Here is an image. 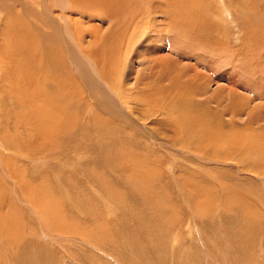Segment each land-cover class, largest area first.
I'll return each mask as SVG.
<instances>
[{
    "label": "rangeland",
    "instance_id": "obj_1",
    "mask_svg": "<svg viewBox=\"0 0 264 264\" xmlns=\"http://www.w3.org/2000/svg\"><path fill=\"white\" fill-rule=\"evenodd\" d=\"M53 1L0 0V56L20 41L10 38L14 23L23 28L17 16L37 28L33 33L56 35L54 44L33 50L38 58L49 59L50 48L64 55L56 79L50 67L28 85L27 107L18 96L9 100L0 72V264H264V174L251 170L264 138V73L256 91L244 83L248 77L230 75L233 89L219 80L236 72L237 61L264 60V44L256 47L264 0L253 7L256 28L247 25L242 0L226 9L222 0H200L201 13L216 24L215 48L192 39L186 54L164 43L160 53L153 49L161 37L150 30L162 19L150 13L142 21L146 2L75 10L74 29ZM107 51L114 89L128 103L97 74ZM160 57L164 75L160 65L154 80L147 68ZM43 81L48 89L40 94ZM243 142L254 148H229Z\"/></svg>",
    "mask_w": 264,
    "mask_h": 264
},
{
    "label": "bare ground",
    "instance_id": "obj_2",
    "mask_svg": "<svg viewBox=\"0 0 264 264\" xmlns=\"http://www.w3.org/2000/svg\"><path fill=\"white\" fill-rule=\"evenodd\" d=\"M36 1V0H35ZM62 0H54L51 4H54V7L56 6L57 8H61V11L63 14L66 15V20L68 22H70V24L72 23L71 22V17L69 15H71L75 10H82V9H88V8H91V7H95V6H105L104 8H109L107 7V5H110V4H107V5H104V2L105 1H110V3L112 2L113 4L119 2V1H122V0H69V6L67 3L65 4H61ZM195 2H192L193 4H188L187 3V0H135L133 1V6L138 8V6H142L144 5V3L146 2L147 4H150L151 7H149L148 9V12L145 13V16H142L141 19L143 21V19H147L146 17H148L149 15H151L150 13L154 14V15H159L158 17H161L162 20H155V18L153 20L154 21V25H155V29L152 28L150 30L151 34H152V37L154 36H160L161 39L156 43L155 42V47L153 48L154 50L155 49H158L159 51H157V53L159 52L160 53V48H162V44H166L165 46L167 47H171V48H176L177 52L178 53H181V54H186V50H188V44H190V41H192L193 39V42H195L197 45L199 46H202V47H205L208 49V50H213L215 48V32H216V28H214V26L216 25L212 20H209L208 19V15L205 16L204 14L201 13L202 9H199V8H202L201 4L200 3V0H194ZM228 1V2H227ZM229 1L234 4L235 2L238 3L239 0H226V2L224 0H222V3H223V8L227 7V5L229 4ZM249 1H252V3H250ZM242 0V7H244V12L245 13V18L248 20V23L247 25H249L250 23H254L252 22V19L254 18V14L253 13H256V12H253V7H256L258 6V3L259 0ZM125 2V1H124ZM191 2V1H190ZM240 2V1H239ZM111 3V5H112ZM127 3L131 4V0H129ZM57 4V5H56ZM125 4V3H124ZM128 4V6H129ZM239 4V3H238ZM118 5H120L118 3ZM121 6V5H120ZM205 6V5H204ZM101 7V8H102ZM115 7V6H114ZM117 7V6H116ZM143 7V6H142ZM231 7V6H230ZM66 8H68L66 10ZM96 8V7H95ZM112 6L109 10H112ZM205 8V7H204ZM203 8V9H204ZM232 8V7H231ZM245 8H246V12H245ZM97 9V8H96ZM117 9H120V7ZM116 9V10H117ZM134 9V8H133ZM92 10V9H91ZM102 10V9H101ZM107 10V9H105ZM108 10V11H109ZM122 10V9H121ZM140 10V8H139ZM207 10V9H206ZM241 10V9H240ZM79 11V12H80ZM115 11V10H114ZM126 10H124L125 12ZM199 11V13H198ZM225 11V10H224ZM237 11L239 12V9H237ZM102 12V11H100ZM105 12V11H104ZM104 12H102L103 14H105ZM145 12V11H143ZM229 12V11H228ZM231 12V11H230ZM43 13V12H42ZM68 13V14H67ZM71 13V14H70ZM77 13V12H76ZM74 13V14H76ZM84 13V12H83ZM110 13V12H109ZM116 13V12H115ZM129 13L128 11H126V14ZM133 13V12H131ZM207 13V12H206ZM227 13V12H226ZM73 14V15H74ZM78 14V13H77ZM82 14V12H81ZM146 14L148 16H146ZM18 15V14H17ZM62 15V14H61ZM107 15V13H106ZM110 15V14H109ZM116 15V14H114ZM125 15V13H124ZM128 15V14H127ZM134 14H129V17L130 16L134 19H137V17H134L133 16ZM136 15V13H135ZM140 15V14H139ZM228 15V14H227ZM88 16V15H87ZM102 16V15H101ZM105 16V15H104ZM111 18H112V15H110ZM117 16V15H116ZM114 16V17H116ZM119 16H121L119 14ZM126 16V15H125ZM153 16V15H152ZM86 17V16H84ZM107 17V16H106ZM104 17V18H106ZM113 17V18H114ZM225 19L223 20L224 23H226L227 25H229V23L226 22V19L227 17L224 16ZM257 16H255L256 18ZM260 17V16H258ZM61 18V17H60ZM73 18V17H72ZM91 18V17H90ZM123 18V17H122ZM139 18V17H138ZM244 18V19H245ZM19 19L20 21V24L23 23V28H18L19 26H17L15 23L12 27V33H13V37L11 36V40L13 38H17L19 37L20 38V41L18 43V45L14 46V47H9L7 48L6 50L3 51V54L2 56H0V64H4V67L1 69L0 67V72L2 73V75H4L5 77V82H7V86H5V89L7 91V94L9 95V100L12 102H14L18 96V98H20L19 100V104L22 106V107H27V105L29 104H32L33 103V99L28 95V92L26 89H28V85H32V80L33 78H36V76H39V73L42 71H45L47 69H49L50 67H52V71H53V79H56L57 77V73L58 71H60L63 67L62 65V62H63V52L58 48H50L47 50V54L48 55L49 53H51V56L48 58H44L42 55H41V58H38L39 55L33 53V50L35 48H37L38 46H42V44H47L49 42L54 44L55 42H57V37L55 34L53 35H49L46 37L44 36L41 32H37L36 31L33 33V31L37 28H34V26L32 25H29V24H26L24 23V21L21 20L20 16H17V20ZM88 19V17H87ZM102 19V18H101ZM27 20V19H26ZM43 19L42 15L40 16V22L41 24L44 23L45 25H48L49 24V21L47 22V20ZM115 20V19H114ZM125 20V19H124ZM124 20H122V22H124ZM221 20V18H220ZM231 22H230V25H234L235 23V20L234 17H232L231 19ZM237 20H238V17H237ZM28 21V20H27ZM128 21V19H127ZM131 21V20H130ZM212 21V22H211ZM245 21V20H244ZM17 23V21H16ZM125 23V22H124ZM123 23V24H124ZM19 24V23H18ZM69 24V23H68ZM75 24H77L75 22ZM122 24V23H121ZM130 24V23H128ZM65 25V24H64ZM72 27H74L75 25L71 24ZM120 25V24H119ZM258 24L257 23H254V24H251V27L252 28H256L258 27L257 26ZM44 26V25H43ZM69 26V25H68ZM79 26V25H78ZM122 26V25H121ZM153 26V25H152ZM250 26V25H249ZM125 27V26H124ZM128 27V26H127ZM246 27V26H245ZM34 28V30H32ZM214 28V29H213ZM249 28V27H248ZM251 28V30H252ZM75 29V27H74ZM67 30V29H66ZM256 30V29H255ZM123 31V30H122ZM134 31V30H133ZM228 31V30H227ZM253 31V30H252ZM259 31V30H258ZM257 31V33H258ZM149 32V34H150ZM250 32V31H249ZM122 32H120L121 34ZM253 33V36L257 37L258 39H260L259 41L257 40V43H256V47L258 49V47L260 48L261 46H263L264 44V35L262 37H260V34H257V33ZM68 34V33H67ZM75 34V33H74ZM95 34V33H94ZM224 34V33H223ZM35 35V36H34ZM69 35V34H68ZM72 35V34H71ZM250 35V34H249ZM73 36V35H72ZM119 36V34H118ZM98 37V36H97ZM162 37H165L162 38ZM207 37V38H206ZM260 37V38H259ZM96 38V37H95ZM100 38V36H99ZM115 38V37H114ZM120 38V36H119ZM79 39V38H78ZM77 38L75 39L77 41V43H80L81 41L78 40ZM98 40V39H97ZM121 40V39H120ZM124 40V39H123ZM148 40V41H147ZM178 40V41H177ZM217 40V39H216ZM256 39H254L255 41ZM170 41V42H168ZM122 42V41H121ZM107 42H104V44H106ZM173 43V44H171ZM109 44V42H108ZM33 45V47H32ZM148 45H150V42H149V39H146V43H145V46L147 47ZM158 45V46H157ZM28 46H30L31 50L28 49ZM106 47L108 46L107 44L105 45ZM232 46V45H231ZM49 48V47H48ZM42 49V48H41ZM147 53H151V50L152 47H147ZM166 49V48H165ZM251 49V48H250ZM253 49V47H252ZM101 50V49H100ZM144 50V49H143ZM253 50H256V49H253ZM252 50V51H253ZM6 51H7V54H6ZM93 51L95 52L96 55H98V51L97 50H94ZM145 51V50H144ZM142 51V55H145L143 54ZM153 51V50H152ZM112 53V52H111ZM245 53V52H244ZM243 53V55H244ZM109 52L107 51L106 54H102V57L99 59V61L97 63L98 64V73L100 78L102 80L105 81V83L113 90H115L114 88L115 87V84H116V79H115V75L113 74V70L112 71H109L110 69H112V65L111 64V61L112 60H108L107 58H109ZM152 54V53H151ZM220 54V53H219ZM4 55H8V56H16L18 57V59L16 58L15 60H9L8 57H5L4 59ZM101 55V54H100ZM153 55V54H152ZM247 55V54H246ZM94 56V55H93ZM155 56V55H154ZM241 57V56H240ZM243 57V56H242ZM241 57V58H242ZM261 57V56H260ZM257 58V57H256ZM170 59V58H169ZM253 59V58H252ZM260 58H258V60L256 61L255 59L253 61H250L249 59L246 60L244 59V61L242 62H238L237 61V66H234L233 65V71H236L235 73L233 72H230L232 71V69L228 72V73H221L220 76H219V80H222L225 78V82L228 84V86L230 87V89H233L234 87V84H233V79H232V76L230 75H234L235 77L238 76L237 78H240V77H243L242 79L245 80L247 79L246 77H248L249 79H247L244 83H251L252 86H250L249 88L250 89H254L255 91L256 90H259L260 89V86H264L263 85H260L258 86V82L261 78V76H259L258 78L256 77L257 74L259 73V70H261V74L264 73V66H262L264 63H262L264 60H259ZM262 59V58H261ZM98 60V59H97ZM243 60V59H242ZM106 61H108V63H106ZM153 61V60H152ZM164 61V62H162ZM36 62H41V64H43V67H41V70H39L38 68H35L34 67V64ZM114 62V60L112 61ZM166 60L162 59L160 57V59H156L155 61L152 62V65L151 67H148L147 69V72L148 74H152L153 77H154V80H156V69L158 68V66H162V72L164 75V71H165V67H166ZM135 63V62H134ZM242 63V64H241ZM252 63V64H251ZM110 65V66H109ZM232 65V64H231ZM241 65V66H240ZM109 68H107V67ZM38 67V65H37ZM117 68V66L115 67ZM117 71V70H116ZM168 71V70H167ZM217 73V72H216ZM165 75H166V72H165ZM167 76V75H166ZM70 77V76H69ZM151 77V76H150ZM152 77V78H153ZM165 76H162L161 77V80L162 78H164ZM171 78V77H170ZM251 78V80H250ZM48 77L45 78V81H48ZM160 79V78H159ZM165 79V78H164ZM172 79V78H171ZM257 79V80H256ZM69 80V79H68ZM170 80V79H169ZM59 81V80H58ZM67 81V80H66ZM241 81V80H240ZM4 82V83H5ZM55 82V81H54ZM156 82V81H155ZM162 82H165L162 80ZM262 82V81H261ZM58 83V82H57ZM66 83V82H65ZM69 83V82H68ZM67 84V83H66ZM159 84V83H158ZM162 84V83H160ZM68 85V84H67ZM164 85V84H163ZM172 85V84H171ZM174 85V84H173ZM59 86V85H58ZM62 86V85H61ZM65 86V85H64ZM70 86V85H68ZM38 89L36 90V92H39L40 94H44L43 92H47V89H48V84L47 82H41V85L39 86L38 85ZM64 88V87H62ZM163 88V87H162ZM81 90V89H79ZM119 90V89H118ZM28 93H27V92ZM63 91V90H62ZM35 92V93H36ZM116 94L119 96L120 100H122L123 103H128L127 102V99L123 98L122 97V94L121 92L119 93L118 91H116ZM31 94V93H30ZM32 96V95H31ZM37 96V103L39 102V104H41L42 102V95H39V98H38V95ZM51 100V99H50ZM6 101V100H3V102ZM1 102V101H0ZM16 102V101H15ZM36 102V101H35ZM50 102V101H49ZM48 102V104H49ZM47 104V105H48ZM54 104V103H52ZM55 105V104H54ZM9 106H11V104H9ZM20 106V107H21ZM34 106V105H33ZM50 106V105H49ZM13 107V105H12ZM11 107V109H13ZM41 108V106H39ZM51 108H53L52 106H50ZM45 108H46V104H45ZM22 109V108H21ZM36 110V108L34 109ZM40 110V109H39ZM22 111V110H21ZM37 111V110H36ZM25 112V111H24ZM22 113V112H21ZM34 113V112H33ZM40 113H41V110H40ZM25 113H22L21 115L19 114V118H18V122L21 123V118L22 116L24 115ZM10 114H6V116L4 115L5 119L6 120H9L10 119ZM38 117V116H36ZM40 117V116H39ZM26 119V117H24ZM23 119V118H22ZM40 119V118H39ZM185 119V118H184ZM183 119V120H184ZM188 119V118H187ZM198 120V119H197ZM190 122V121H189ZM194 129V128H193ZM56 129H53L52 131H50L49 133L51 132H54ZM7 132V131H6ZM48 133V132H47ZM7 135V134H6ZM53 135V133H52ZM192 136V135H191ZM7 136H4L3 137V141H4V146L5 149L9 148V142H6L5 138ZM51 139V137H49ZM52 141V140H51ZM263 142V145H260L258 146V153L259 154V157L256 161V159L254 160L255 162L253 163L254 166L251 167V170L255 173V171L257 170L259 172L260 175H263L264 174V138L261 140ZM239 143V142H238ZM218 145V144H217ZM229 148H232L233 151L235 150L236 152H240L241 150L243 149H247V150H251L253 147V142H243L241 145H238V144H233L231 145ZM198 149V148H197ZM218 149V146L215 148V150ZM201 151V150H200ZM232 152V151H231ZM224 158L226 156H223ZM5 161V160H4ZM5 164V163H4ZM7 165V164H6ZM7 167V166H5ZM138 167V166H137ZM136 168V166H135ZM249 171V170H248ZM258 172H256L258 174ZM149 175V174H148ZM143 179H147L146 178V175L143 177ZM200 191V189H199ZM236 191V190H234ZM233 193V191L231 192ZM5 193H2L0 192V202H1V199L4 197ZM3 196V197H2ZM6 198V197H5ZM4 199V198H3ZM4 206V205H3ZM2 207V203H0V208ZM6 209V208H5ZM204 212L201 210V213ZM6 217V216H5ZM8 218V217H7ZM7 221V220H6ZM6 224V223H5ZM7 225H5V229H7ZM8 238V235L6 236ZM5 237V238H6ZM11 238V237H9ZM8 238V240L10 241V239ZM8 241V242H9Z\"/></svg>",
    "mask_w": 264,
    "mask_h": 264
}]
</instances>
